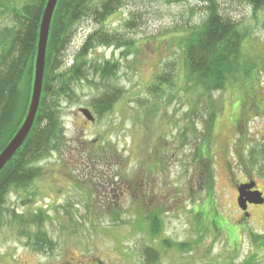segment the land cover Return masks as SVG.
<instances>
[{
	"label": "rangeland",
	"instance_id": "rangeland-1",
	"mask_svg": "<svg viewBox=\"0 0 264 264\" xmlns=\"http://www.w3.org/2000/svg\"><path fill=\"white\" fill-rule=\"evenodd\" d=\"M30 1L0 0V29L14 23L4 2L20 7ZM123 3L103 22L77 23L60 55L61 72L73 66L95 31L118 35L117 45L99 44L81 53L88 80L72 82L74 92L62 98L63 145L35 164L39 177L27 189L13 188L1 210L0 264H264V209L239 219L233 192L221 196L230 187L221 160L216 198L192 195L189 155L200 133L188 134L191 127L201 130L208 110L235 105L238 115L253 117L247 119L248 134L264 145V6L218 0L221 15L229 19L224 26L238 25L232 36L241 40L231 42L240 51H226L232 53L227 68L234 71L227 75L228 86H212L207 93L187 77L192 64L187 67L185 49L198 42L196 31L210 16L204 0ZM97 64L112 68L106 79L101 80L102 71L94 72ZM32 85L33 78L22 85L23 117ZM114 89L120 90L114 108L97 113L93 99ZM238 93L246 101L232 103ZM252 176L264 184V175L255 170ZM201 210L204 219L197 217ZM32 213L40 217L31 218ZM153 213L161 221L156 235L150 232ZM43 234L52 244L37 240ZM181 243L190 248H176Z\"/></svg>",
	"mask_w": 264,
	"mask_h": 264
},
{
	"label": "trees",
	"instance_id": "trees-1",
	"mask_svg": "<svg viewBox=\"0 0 264 264\" xmlns=\"http://www.w3.org/2000/svg\"><path fill=\"white\" fill-rule=\"evenodd\" d=\"M45 1L32 0L20 7L17 5L11 7L9 2L7 4L4 2L2 5H6L4 11L10 13L14 23L12 26L0 29V152L19 130L27 115L26 113L23 117L24 109H21V89L24 82L32 78L34 80L40 24L46 5ZM244 1L251 3L256 9L264 6V0ZM204 2L207 4L210 16L204 22L205 26L202 30L195 28L198 30L196 33L200 31L198 42L186 47L188 49L187 67L192 64L191 69L187 71V77L190 76V81L196 85L198 83L199 86L208 88L207 93H210L213 90L212 86L218 88L226 86L227 75L234 73L233 70L230 71L227 68L228 61L226 59L232 53L226 55V51L234 50L235 55H238L240 46L231 41L241 39L240 35L232 36L235 31L238 34L237 23L229 24L228 27L224 26V23H228L229 19L221 15L218 0H204ZM123 5V0H59L50 27L43 89L36 120L24 144L0 172V213L13 188L15 190L27 189L39 177L41 168H35V164L45 155L63 145L64 130L59 119L62 98L63 96L68 97L70 92H74L72 82L88 80L82 67L85 61L82 60L83 54L81 53H85L99 44L117 45L118 35L103 29L97 30L87 38L73 66L60 72L59 58L75 36V25L86 18L97 23L103 22L108 16L121 9ZM236 57L234 56L235 59ZM235 62L233 59V64ZM111 70L112 68H109L108 65L102 67L97 64L94 72L102 71L100 73L101 80H104L109 76ZM119 91L118 89L105 91L95 97L92 101L95 111L103 114L112 110L117 102ZM189 131L194 132L193 128H189ZM186 133L183 132L181 135L185 138ZM201 205L203 206V204ZM201 205L198 206L201 208ZM154 214L149 217L150 232L156 235L157 230L160 229L161 221L159 215ZM203 214L206 215L203 210L198 211L197 217L201 216L204 219ZM32 215L31 218L40 217L36 213H32ZM42 236L37 240L52 244L44 234ZM172 244L169 241V246ZM175 246L178 249L190 248V243H181ZM149 250L150 248H148ZM243 264L254 263L246 261Z\"/></svg>",
	"mask_w": 264,
	"mask_h": 264
},
{
	"label": "flooded vegetation",
	"instance_id": "flooded-vegetation-1",
	"mask_svg": "<svg viewBox=\"0 0 264 264\" xmlns=\"http://www.w3.org/2000/svg\"><path fill=\"white\" fill-rule=\"evenodd\" d=\"M230 65L233 67L235 64ZM233 97L235 100L232 103L239 99H243V102L246 101V97L239 93L234 94ZM209 108H211L210 104ZM233 108L235 109V105H230L229 110H208L206 114H203L201 130H197L195 127L196 132L188 130L190 136L200 133V135H196V138H193L195 143L189 155L190 170L195 178L191 181L190 191L197 198H216L218 188L216 168L221 160L230 176L231 187L229 185L224 187V192L220 191L221 196L232 197L233 192L236 201L235 210L239 212L241 216L239 219H241L242 215L250 216L252 211L257 208L264 209V184L252 176V172L255 170L259 175H264V164L261 163L260 158L261 155L264 157V145L248 134L247 119L250 122L253 117L238 115ZM226 127L230 132L224 135L221 130ZM237 173L238 177H236ZM240 198L253 199L254 201L244 203L243 206L246 207L244 209L239 202Z\"/></svg>",
	"mask_w": 264,
	"mask_h": 264
},
{
	"label": "water",
	"instance_id": "water-1",
	"mask_svg": "<svg viewBox=\"0 0 264 264\" xmlns=\"http://www.w3.org/2000/svg\"><path fill=\"white\" fill-rule=\"evenodd\" d=\"M58 2L59 0H47V3L45 5L41 24H40V34H39L38 49H37L36 62H35V74H34L32 94H31L28 112L19 130L16 132V134L13 136L10 142L6 145V147L0 152V172L5 167V165L10 161V159L15 155V153L24 144L36 120V116L40 106L42 89H43V80H44L45 65H46V52H47L48 39L50 34V27ZM80 110L86 118H88L91 121L94 120V116L89 109L81 108ZM247 201H254V200L242 199V198H240L239 200L241 206L244 209L246 207H244L243 204L246 203ZM246 216H248V214H246Z\"/></svg>",
	"mask_w": 264,
	"mask_h": 264
}]
</instances>
